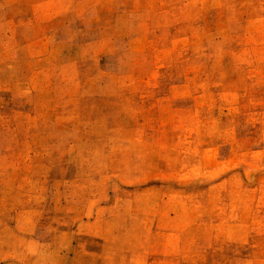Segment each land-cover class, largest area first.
<instances>
[{"label":"rangeland","instance_id":"obj_1","mask_svg":"<svg viewBox=\"0 0 264 264\" xmlns=\"http://www.w3.org/2000/svg\"><path fill=\"white\" fill-rule=\"evenodd\" d=\"M0 264H264V0H0Z\"/></svg>","mask_w":264,"mask_h":264}]
</instances>
